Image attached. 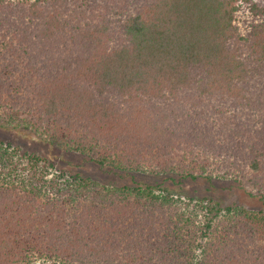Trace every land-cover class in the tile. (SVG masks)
Here are the masks:
<instances>
[{
    "label": "trees",
    "instance_id": "obj_1",
    "mask_svg": "<svg viewBox=\"0 0 264 264\" xmlns=\"http://www.w3.org/2000/svg\"><path fill=\"white\" fill-rule=\"evenodd\" d=\"M0 129L264 202V0H0ZM0 264H264V211L106 187L2 141Z\"/></svg>",
    "mask_w": 264,
    "mask_h": 264
},
{
    "label": "rangeland",
    "instance_id": "obj_2",
    "mask_svg": "<svg viewBox=\"0 0 264 264\" xmlns=\"http://www.w3.org/2000/svg\"><path fill=\"white\" fill-rule=\"evenodd\" d=\"M199 79L200 76L197 73L191 74V79L187 81L186 87L212 85L209 81L204 83ZM227 83L229 84L228 81ZM236 84V81L234 82V87L221 84L223 88H220V84H218L216 88L217 91H227L228 88L235 89ZM213 88L215 87L213 86ZM69 89L71 93L74 92L73 85ZM212 92L214 93V91ZM2 141L15 144L23 151L35 153L50 160L58 170H67L72 175L91 179L106 187L150 186L158 191L172 193L183 199L213 200L215 204L222 208L237 206L247 210L249 213L258 214L264 211V202L257 191H252L254 193L251 195L249 194V189L245 191L237 183L229 179L217 178L212 183H209L204 179H182L176 175L154 177L139 173H124L110 167H100L80 154L65 153L24 131L0 129V142Z\"/></svg>",
    "mask_w": 264,
    "mask_h": 264
}]
</instances>
